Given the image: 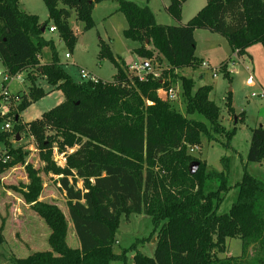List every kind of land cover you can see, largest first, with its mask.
<instances>
[{"label": "trees", "instance_id": "obj_1", "mask_svg": "<svg viewBox=\"0 0 264 264\" xmlns=\"http://www.w3.org/2000/svg\"><path fill=\"white\" fill-rule=\"evenodd\" d=\"M43 1L49 11L45 23L22 10L19 0H0L3 66L12 75L30 71L33 82L36 77L31 74H38L65 97L63 103L31 122L13 119V134L26 131L33 138L42 169L27 164L28 152L13 147V134L1 130L5 118L0 117V144L12 156L0 175L25 166L29 183L19 193L51 230L49 251L14 258L13 263L126 264L128 253L113 250L121 217L145 214L157 233L155 254H137L134 264H264V183L245 171L236 185V202L228 213H218L230 190L229 159H222L221 172L209 171L200 163L191 175L190 167L197 159L188 150L200 146L204 137L211 140L212 133H225L228 148L236 129L226 131L221 125V110L210 99L212 86L194 90L195 82L179 73L202 65L196 56V30L224 37L238 57L256 44L264 48V0H206L205 7L186 24H181L182 8L188 0H170L167 13L178 25L158 24L147 5L116 0L128 24L124 37L140 44L134 53L141 59L158 61L160 77L150 75L141 81L101 40L99 58L109 59L117 70L111 82L74 81L59 62L54 41L44 38L46 30L55 27L73 50L78 38L69 24L71 11L84 24V31H90L95 27V6L108 0H61L62 8L59 0ZM45 48L51 50L52 60L42 65ZM227 66L223 63L220 68L230 78ZM178 82L185 114L158 95V90ZM45 96L41 87H32L16 116ZM227 107L234 112L231 96ZM55 149L64 154L63 167L54 160ZM247 159L264 161L262 126L252 131ZM42 173L58 177L69 219L57 205L39 200L44 190ZM70 224L78 248L68 244ZM230 239L241 240L240 257L220 256L227 253ZM5 243L0 225V247Z\"/></svg>", "mask_w": 264, "mask_h": 264}, {"label": "rangeland", "instance_id": "obj_2", "mask_svg": "<svg viewBox=\"0 0 264 264\" xmlns=\"http://www.w3.org/2000/svg\"><path fill=\"white\" fill-rule=\"evenodd\" d=\"M137 3L140 6H145L146 0H127ZM206 4V0H190L185 5L182 15L189 21L199 10L196 8L202 4ZM22 10L30 14L38 16L40 23L49 21V11L43 0H21ZM154 8L161 9L159 15L162 23L173 24V18L167 15L162 8V0H153ZM118 2L116 0H108L101 4H97L93 11V19L95 27L90 31H84V24L76 19L74 11H71L69 24L76 33L78 41L73 50H70L67 45L61 40L59 32L55 33L46 30L44 38L53 40L56 51L58 53L59 62L64 67L69 76L76 82H83L81 70H85L97 79L111 82L114 80L117 70L109 59H100V42L105 41L110 45L111 51L117 59H126L131 66L144 64L143 59L134 53V49L139 47V43L128 40L124 37L123 32L127 29L128 24L125 16L117 12ZM59 7L63 5L59 0ZM201 7V8H202ZM158 19V21L160 22ZM186 21V22H187ZM52 26V24L50 25ZM198 41L197 56H204L215 50L218 54L216 59H213V65L218 63V60H226L229 63V68L233 71L230 78H226L219 67L215 72L217 76H213L212 69H205L200 66L195 69H183L179 71L181 75L192 79L195 82L194 90L203 85L213 86V92L210 99L213 100L221 110L220 123L226 131L236 129L235 135L232 138L228 148L229 141L225 133H212V139L204 137L202 144L193 152L188 150V153L196 158L194 163H204L209 171L221 172L224 169L222 159H229L230 173L228 186L230 190L222 203L218 213L226 214L230 211L232 205L236 202L239 188L236 186L241 182L243 174L247 171L256 179L264 183V161L261 163L249 162L248 152L250 148L252 131L260 126L264 127V99L260 97H252L253 93L259 94L261 91L253 82V78L249 75L250 72L240 59L233 56L227 40L210 31L199 30L196 35ZM260 51V52H259ZM255 59V64L259 71L256 72L261 81L264 83V48L261 44H256L249 51ZM259 53L262 56L260 57ZM69 57H66V55ZM240 58V57H239ZM248 58V57H247ZM52 60L51 50L45 48L42 52L40 61L44 64L50 63ZM148 61V60H146ZM154 70L159 69L158 61H148ZM248 61L246 60V63ZM0 69L3 66L0 64ZM160 70V69H159ZM162 70V68H161ZM251 70V69H250ZM238 72V73H236ZM30 71L22 74L23 83L14 81L11 84V92L13 97L10 99V105L7 106L9 111L2 125L5 123L13 124V119L18 110L17 101L14 97L19 96L21 102L24 98L29 97L32 87H41L46 96L34 103L33 107L21 113V122L28 123L37 118H40L44 112H47L59 104L63 103L65 97L63 93L56 87L50 86L46 79L38 74L35 81L27 75ZM133 73V72H132ZM202 76V77H201ZM2 79L0 78V87ZM172 88L177 92V98L170 101L172 107L185 114V104L183 103L182 87L178 82L172 85ZM19 90H22L19 92ZM231 96L234 102V112H229L227 107L228 97ZM9 108V109H8ZM6 110H4L5 112ZM195 119L205 121L199 115L194 116ZM1 125V126H2ZM14 127V125H13ZM13 134V129L12 132ZM17 136L20 137L17 141ZM10 143L15 148H22L23 152H28L27 164L32 165L36 169H42L43 163L39 157V151L35 147L34 140L26 131L20 134H13ZM72 152V151H71ZM54 160L59 166L65 165V158L62 154L55 153ZM44 182V190L40 201L55 204L65 213L69 219L67 199L65 193L61 190L58 184V177L52 174L45 175L42 173ZM29 183L27 170L25 166H15L6 171L0 177V225L4 226V235L6 243L0 247V264H14V258H26L36 252L49 251L50 246L48 239L51 230L45 222L31 209V206L23 200L19 190L23 185ZM81 183L79 187H81ZM16 188V190L14 188ZM157 242V233H153V224L151 218L145 214L131 215L129 218L121 217L120 227L113 245V250L116 253L127 252V263L134 264L133 258L137 254H142L146 257H153ZM68 244L72 248L79 247V241L75 235L73 226L70 224L68 235ZM226 254H221V257H240L242 253V243L240 239H230L226 244ZM111 264H123L122 262H112Z\"/></svg>", "mask_w": 264, "mask_h": 264}, {"label": "built area", "instance_id": "obj_3", "mask_svg": "<svg viewBox=\"0 0 264 264\" xmlns=\"http://www.w3.org/2000/svg\"><path fill=\"white\" fill-rule=\"evenodd\" d=\"M56 31L57 30L55 27L49 28V32H51V33H55ZM66 57H69V55L67 54ZM0 64L2 65L1 59H0ZM202 67H204L205 69H212L214 72L213 76L214 77L217 76V73L215 72V70H217V69L211 68L206 63H202ZM128 70L130 72L135 73L141 81L146 80L147 77L150 75L155 77V78L160 77V71L154 70L153 67L151 66V63L148 61H146L142 65L130 66ZM23 73H26V71L18 73L16 75H12L4 66H3V69H0V78L2 79L1 87H0V116L4 117L5 115L9 114V111L6 108L8 105H10L9 104L10 99L13 97V92H11V89H10L11 84L14 81H19L20 83H23V80L21 79ZM34 74H36V73H32L31 75L36 77L37 75H34ZM80 74H81V77L84 79V81H93V82L98 81V79L96 77L89 74L85 70H81ZM158 95H159L160 99H162L163 101H166V102L173 101L177 98V92L173 88L160 89V90H158ZM252 97H260V98L264 99V92H261L259 94L253 93ZM14 99H15V101H17V105L21 104V98H19L18 95L15 96ZM4 110H6V111L4 112ZM12 129H13V124H11V123H5L4 125L1 126L2 131L12 132ZM195 149H197V147H191L190 151L193 152ZM55 153H58L56 149H55ZM62 156L64 157V154H62ZM11 160H12V156L10 154V150L7 147H5L4 145L0 144V170L3 166L4 167L7 166L11 162ZM0 177H1V175H0Z\"/></svg>", "mask_w": 264, "mask_h": 264}, {"label": "crops", "instance_id": "obj_4", "mask_svg": "<svg viewBox=\"0 0 264 264\" xmlns=\"http://www.w3.org/2000/svg\"><path fill=\"white\" fill-rule=\"evenodd\" d=\"M19 2H20V7H21V9H22V3H21V0H19ZM188 2H190V0H188L184 5H183V8H182V12L184 13V8H185V5L188 3ZM206 3H207V1H206ZM169 4H170V0H162V8L164 9V12L167 14V15H169L168 13H167V7L169 6ZM148 6L149 8H150V10L152 11V13L154 14V16H155V20H156V22L158 23V24H160V25H167V24H165V23H162L161 22V20H160V14H161V9H159V10H156L155 8H154V4H153V0H146L145 1V6ZM202 5H204V1L202 2V4H200L197 8H196V10H198L197 11V13L203 8V7H205V6H203L202 7ZM206 5V4H205ZM96 7V6H95ZM202 7V8H201ZM118 8H119V5H118V7H117V12H118ZM95 9V8H94ZM27 12V11H26ZM196 13V14H197ZM195 14V15H196ZM33 15H35V14H33ZM194 15V16H195ZM170 16V15H169ZM193 16V17H194ZM171 17V16H170ZM192 17V18H193ZM172 18V17H171ZM158 19L160 20V22L158 21ZM188 19H185L184 17H183V15H182V21H181V24H186L188 21H187ZM187 21V22H186ZM179 23H177L176 21H174L173 20V24H168V25H178ZM198 31L199 30H196L195 31V40H196V43H197V47H198V41H197V38H196V35H197V33H198ZM229 44V43H228ZM139 46H140V44H139ZM255 46V45H254ZM254 46H252V47H250V48H248V50L246 51V54L244 55V56H241L240 58L236 55V53H234L233 52V50H232V48L230 47V45H229V48L231 49V51H232V54H233V56H235V57H237V59H240V61H241V64L242 65H244V67L245 68H247V70H249V71H252V72H250V76L253 78V82H255V84H256V86L261 90V91H264V83H263V81H261L260 79H259V77H257L256 75H258V73H256V72H258L259 71V68L257 69V65L255 64V59H254V57L251 55V54H249V50L251 49V48H253ZM136 49V48H135ZM260 52V51H259ZM264 54V53H263ZM259 55H260V57L262 58V56L263 55H261L260 53H259ZM196 56H197V48H196ZM217 56H218V54H217V52L215 51V50H212V52L211 53H207V54H205L204 56H197L201 61H202V63H206V64H208L211 68H213V67H219V66H221L223 63H227L228 65H229V63L228 62H226V60H218L219 62L218 63H216L215 64V66L213 65V59H216L217 58ZM248 57V58H247ZM263 59V58H262ZM246 60L248 61L247 63H246ZM123 61L126 63V65L128 66V67H130L131 65H129V63H127V61H126V59H123ZM143 62L145 63L146 62V60H143ZM41 64L42 65H44V63L43 62H41ZM3 65V64H2ZM202 66V65H201ZM262 67H264V65L262 66ZM213 69H216V68H213ZM251 69V70H250ZM227 71L229 72V74H231L232 75V73H233V71L229 68V66H227ZM236 73H238V72H236ZM30 74H28L27 76H29ZM202 77V76H201ZM43 79H45V78H43ZM98 80H100V79H98ZM203 86H205V85H203ZM208 86H210V85H208ZM57 88V87H56ZM212 88L214 89V87L212 86ZM22 90H19V92H21ZM213 92V91H212ZM34 105V104H33ZM33 105L31 106V107H33ZM232 106H234V102H232ZM30 107V108H31ZM30 108H28L27 110H29ZM234 108V107H233ZM26 110V111H27ZM21 115V114H20ZM20 115H18V116H16V117H21ZM42 116V115H41ZM38 119V118H37ZM20 120H21V118H20Z\"/></svg>", "mask_w": 264, "mask_h": 264}, {"label": "water", "instance_id": "obj_5", "mask_svg": "<svg viewBox=\"0 0 264 264\" xmlns=\"http://www.w3.org/2000/svg\"><path fill=\"white\" fill-rule=\"evenodd\" d=\"M19 139H20V137L17 136V141H19ZM198 168H199V163L192 164L190 167V174L194 175L197 172Z\"/></svg>", "mask_w": 264, "mask_h": 264}]
</instances>
